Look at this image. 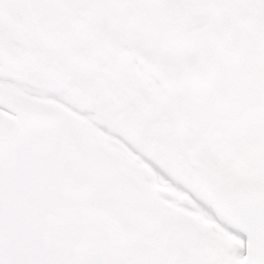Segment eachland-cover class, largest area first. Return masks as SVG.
Returning a JSON list of instances; mask_svg holds the SVG:
<instances>
[{
  "label": "snow or ice",
  "instance_id": "obj_1",
  "mask_svg": "<svg viewBox=\"0 0 264 264\" xmlns=\"http://www.w3.org/2000/svg\"><path fill=\"white\" fill-rule=\"evenodd\" d=\"M0 264H264V0H0Z\"/></svg>",
  "mask_w": 264,
  "mask_h": 264
}]
</instances>
